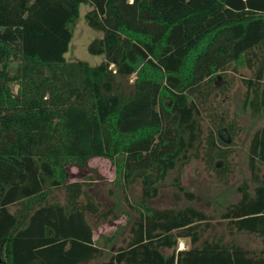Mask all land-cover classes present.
Segmentation results:
<instances>
[{
	"label": "trees",
	"instance_id": "trees-1",
	"mask_svg": "<svg viewBox=\"0 0 264 264\" xmlns=\"http://www.w3.org/2000/svg\"><path fill=\"white\" fill-rule=\"evenodd\" d=\"M82 4L101 33L88 44L96 65L66 57ZM242 65V108L261 117L264 0H0V264H264V125L247 146L249 178L219 214L180 174L175 204L150 203L193 158L232 182L225 146L239 121L213 114L206 129L202 106L214 78ZM92 157L116 168L107 207L93 174L70 180Z\"/></svg>",
	"mask_w": 264,
	"mask_h": 264
},
{
	"label": "rangeland",
	"instance_id": "rangeland-1",
	"mask_svg": "<svg viewBox=\"0 0 264 264\" xmlns=\"http://www.w3.org/2000/svg\"><path fill=\"white\" fill-rule=\"evenodd\" d=\"M90 9L89 5L82 4L80 16L70 22V28L73 32V38L70 43V48L66 53V57L69 60H84L91 65H96L103 59V55L92 54L88 50V44L91 39L99 36L101 33L91 28L85 19V13ZM17 63L11 64V70H16ZM240 73L228 71V76H216L214 78V86L216 87V94L213 95L210 104L202 106L204 114V127L208 129L210 126L214 127L211 116L217 114L218 118L221 113H227L223 116L228 122L236 119L239 121L238 132L234 137L232 143V137L225 130L221 129V136L229 140L230 145L225 146L226 149H231L230 158L234 162L235 169L229 172V176H232V182L224 186L214 175L209 174L207 169L208 161L200 158H193L189 163L182 167H178L170 172L167 182L162 186L160 195L153 199L150 203L153 206H168L175 204V188L173 186L174 177L180 174V178L184 184L190 189L201 195L202 198L209 202V210L215 214H219L222 207L229 201L235 200L238 197L237 185L245 178H249L248 169L244 163V158L247 151V146L250 141L252 133L258 127L264 125V115L261 117L253 118L248 112L244 111L241 105L243 92L245 86L241 81V75H250V69L246 65L240 66ZM135 75L132 76L130 81L133 80ZM229 79V80H228ZM195 152V151H194ZM203 155V153H201ZM70 180L82 179L86 174H93L91 192L96 195L98 199L103 202L104 207H107L116 202L113 195L109 193V189L113 186L112 180L116 176L115 165L106 157H93L91 158L85 167L71 166ZM199 205H204L200 202ZM92 219V217H91ZM127 217L121 215L119 219L103 222L96 227V234L100 233L112 234L120 228V225L126 223ZM218 221V220H217ZM121 237L118 242H121ZM251 245L255 244V241L250 240ZM190 246L189 237H179L178 248H188ZM168 252V250H165Z\"/></svg>",
	"mask_w": 264,
	"mask_h": 264
},
{
	"label": "crops",
	"instance_id": "crops-1",
	"mask_svg": "<svg viewBox=\"0 0 264 264\" xmlns=\"http://www.w3.org/2000/svg\"><path fill=\"white\" fill-rule=\"evenodd\" d=\"M92 158H93V157H92ZM72 166H74V165H72ZM70 167H71V166H70ZM70 167H69V168H70Z\"/></svg>",
	"mask_w": 264,
	"mask_h": 264
}]
</instances>
